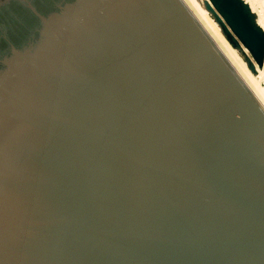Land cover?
Returning <instances> with one entry per match:
<instances>
[{"label": "water", "instance_id": "1", "mask_svg": "<svg viewBox=\"0 0 264 264\" xmlns=\"http://www.w3.org/2000/svg\"><path fill=\"white\" fill-rule=\"evenodd\" d=\"M0 264H264V105L184 0H0Z\"/></svg>", "mask_w": 264, "mask_h": 264}, {"label": "bare ground", "instance_id": "2", "mask_svg": "<svg viewBox=\"0 0 264 264\" xmlns=\"http://www.w3.org/2000/svg\"><path fill=\"white\" fill-rule=\"evenodd\" d=\"M194 14L202 21L208 32L216 40L222 51L234 65L240 76L245 80L249 88L264 105V65L255 64V72L247 66L238 51L230 45L222 34L217 22L210 16L208 10L199 0H184ZM256 12L257 22L264 29V3L261 0H246Z\"/></svg>", "mask_w": 264, "mask_h": 264}, {"label": "rangeland", "instance_id": "3", "mask_svg": "<svg viewBox=\"0 0 264 264\" xmlns=\"http://www.w3.org/2000/svg\"><path fill=\"white\" fill-rule=\"evenodd\" d=\"M200 2H201V4L204 6V4H203V0H199ZM263 3H264V0H261ZM210 14V13H209ZM210 16H211V14H210ZM212 17V16H211ZM200 20V19H199ZM201 21V20H200ZM201 23H202V21H201ZM203 24V23H202ZM205 27V26H204ZM206 28V27H205ZM220 28V27H219ZM218 44V43H217ZM218 46H219V44H218ZM220 47V46H219ZM221 48V47H220ZM239 53V52H238ZM240 54V53H239ZM240 56L242 57V55L240 54ZM242 59H243V57H242ZM245 61V60H244ZM246 62V61H245ZM253 73H256L255 71H252Z\"/></svg>", "mask_w": 264, "mask_h": 264}]
</instances>
